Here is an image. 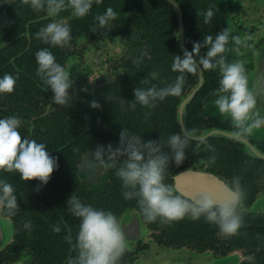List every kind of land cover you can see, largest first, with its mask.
<instances>
[{"label":"flooded vegetation","instance_id":"flooded-vegetation-1","mask_svg":"<svg viewBox=\"0 0 264 264\" xmlns=\"http://www.w3.org/2000/svg\"><path fill=\"white\" fill-rule=\"evenodd\" d=\"M109 7L117 18L101 29L95 16ZM209 9L214 15L205 23ZM60 19L71 28L69 45L52 47L35 38L41 27ZM227 27L231 35L253 36L242 55L229 51L227 58L242 60L250 78L264 72V0H100L83 18L74 17L70 9L49 17L21 0H0V78L18 77L12 93L0 94V119L18 117L21 136L46 144L59 165L42 186L38 180L25 182L18 173L0 171V179L14 187L19 205L13 217L0 212V264H68L76 255L80 223L67 210L73 193L82 203L113 212L126 235L139 234L137 240L127 241L120 264H131L150 248H184L216 258L231 256V264H264V127L246 140L233 136L229 117L219 113L211 94L219 86L218 70L189 74L179 97H167L151 109L137 104L121 110L105 98L112 92L134 100L133 89L143 87L140 81L151 71L159 72V81L153 83L161 87L174 81L179 75L171 70L174 56ZM43 47L50 48L74 82L67 105L54 104L51 90L36 75L35 54ZM206 51L201 48V55ZM138 59L139 65L134 64ZM93 99L101 108L90 107ZM182 125L197 129V135L215 147L216 161H208L210 153L203 146L194 154L193 143L180 166L170 162L165 182L185 196V190L192 195L202 188L218 191L224 182L239 177L246 192L239 235L225 237L203 217L170 225L146 223L135 199L120 203L122 185L115 171L97 165L91 155L97 145L118 146L123 128L147 141L166 139ZM25 221H31L30 230L23 228ZM188 222L192 232L183 229ZM55 225L59 233L53 231ZM69 234L72 244L65 238ZM182 235L194 238L184 241ZM201 237L209 240L198 245ZM248 255L254 256L252 262L246 260Z\"/></svg>","mask_w":264,"mask_h":264},{"label":"clouds","instance_id":"clouds-1","mask_svg":"<svg viewBox=\"0 0 264 264\" xmlns=\"http://www.w3.org/2000/svg\"><path fill=\"white\" fill-rule=\"evenodd\" d=\"M21 2L35 12H46L49 17H57L61 11L70 9L74 17L83 18L100 0ZM204 15L205 23H209L214 13L209 9ZM116 18L117 13L111 7L95 16L101 29H106L110 21ZM35 38L45 45L63 48L72 40L71 28L62 19L53 20L36 31ZM252 39L250 33L243 37L231 35L229 27L216 33L215 37L206 35L203 42H193L191 51L184 48L182 56H174L171 70L179 73L174 81L161 87L153 83L159 81V72L151 71L148 78L140 81V85L144 86L133 89L134 100L126 101L112 92L105 98L116 103L121 110L125 106L135 109L137 104L151 109L167 97H179L189 74L197 76L204 71L218 70L219 86L211 93L215 97L214 105L222 116L229 117L233 136L246 140L255 130L264 127V72L250 78L243 61H230L226 53L232 51L237 56L242 55L241 49L249 48ZM230 41L233 44L231 49L228 48ZM201 48H207L203 55ZM35 59L38 65L36 75L47 90H51L52 102L67 105L71 99L69 90L74 83L70 73L56 61L49 47L38 50ZM133 63L139 65L140 59ZM17 78L11 74L0 78V94L12 93ZM89 103L92 109L101 108L95 99ZM21 123L16 116L0 119V171L15 172L25 182L38 180L41 186L46 185L59 167L58 159L46 150V144L22 137L18 131ZM179 128L178 132L169 134L166 139L161 137L147 141L143 136L123 128L119 133L118 146L97 145L91 155L97 165L115 171L121 181L124 199H135L146 223L158 221L161 225H170L185 218L196 221L203 217L206 222L215 225L221 235H239L244 227L241 203L246 198L239 177L234 176L230 183L224 182L218 191L202 188L194 199L178 193L174 185L165 182L170 162L180 166L187 158L186 150L193 143L194 154H198L203 146V150L210 153L208 161H216L215 147L199 137L197 129L183 125ZM66 204L67 210L80 221L74 243L76 255L68 260V264H120L128 245L126 232L118 217L111 211L82 203L74 193ZM18 208L14 187L0 179V212L13 217ZM31 227V221L23 223L24 229L30 230ZM60 230L59 225L53 226L54 232L59 233ZM65 238L70 244L73 243L71 234ZM246 260L252 262L254 256L248 255Z\"/></svg>","mask_w":264,"mask_h":264},{"label":"water","instance_id":"water-1","mask_svg":"<svg viewBox=\"0 0 264 264\" xmlns=\"http://www.w3.org/2000/svg\"><path fill=\"white\" fill-rule=\"evenodd\" d=\"M185 173H187V172H185ZM198 193L199 192H195V195H192V193H187V190L184 191L185 196H187V197H189L191 199H194L198 195ZM0 237H1V233H0ZM137 238H139V234H137V236H133V234H127L126 235V241H134V240H137ZM0 241H2V238H0ZM165 250L166 251H164V250L160 251V250L157 249V250H154V251L156 252V254H158V256L159 255H164V256L173 255V258L175 256H182L184 258H185V256H189L188 260L183 259V258H179V259H181L182 264H194L195 261H197V260L209 261L208 264H231V261L227 260V258H230L229 256H225V257H221V258H216L215 256L214 257H210L209 256L210 260L209 259L207 260L203 256V254H205V253L192 252L190 250L186 251V249H184V248H181V249L166 248ZM183 254H185V255H183ZM146 256H148V255L144 254V255L139 256L131 264H139V263H142V262L146 261L145 260ZM172 260L173 259H171L170 262Z\"/></svg>","mask_w":264,"mask_h":264},{"label":"rangeland","instance_id":"rangeland-1","mask_svg":"<svg viewBox=\"0 0 264 264\" xmlns=\"http://www.w3.org/2000/svg\"><path fill=\"white\" fill-rule=\"evenodd\" d=\"M160 249L166 251L165 250L166 248H160ZM154 250H157V249L150 248L146 253H144V254L148 255V256L145 257L146 261H144L142 263H139V264H182V261L179 258H183V259L188 260V257H189V256H185V258H184L182 256H175L173 258V255H170V256L159 255L158 256V254H156V252ZM186 251H189V250L186 249ZM202 253H205V254H203V256L207 260L208 259L210 260V257H214V255L211 254L210 252H202ZM144 254H142V255H144ZM183 255H185V254H183ZM229 257L230 258H227V260L231 261V256H229ZM171 259H173V260L170 262ZM205 261L197 260V261H195L194 264H208L209 261H206V262Z\"/></svg>","mask_w":264,"mask_h":264},{"label":"trees","instance_id":"trees-1","mask_svg":"<svg viewBox=\"0 0 264 264\" xmlns=\"http://www.w3.org/2000/svg\"><path fill=\"white\" fill-rule=\"evenodd\" d=\"M80 133L78 132L77 133V135L76 136H78ZM65 135H62V137H64ZM70 139L68 138V141H69ZM75 141L78 143L79 142V139H75ZM71 147V149H72V146H70ZM75 148H78V145H76V146H74ZM124 200V197H121V199H120V203H122V201ZM111 203V202H110ZM185 219H188V220H191L190 218H185ZM204 226H205V228L207 229V225H205V224H203ZM179 228H181V227H179ZM183 229L185 230V231H193V230H191V223L190 222H188V223H186L185 224V227H183ZM179 238H183V240L184 241H188L190 238L191 239H193L194 237H192V236H187V235H182V236H180ZM199 241L201 240L202 242H200V244H198V245H204L205 243H206V241L207 240H209V239H207V238H203V237H201L200 239L199 238H197ZM204 242V243H203Z\"/></svg>","mask_w":264,"mask_h":264}]
</instances>
